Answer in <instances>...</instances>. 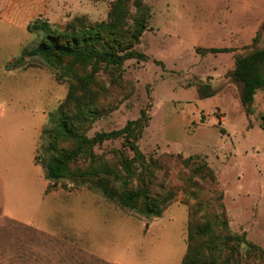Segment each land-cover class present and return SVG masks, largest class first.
Instances as JSON below:
<instances>
[{
  "label": "rangeland",
  "instance_id": "374dc122",
  "mask_svg": "<svg viewBox=\"0 0 264 264\" xmlns=\"http://www.w3.org/2000/svg\"><path fill=\"white\" fill-rule=\"evenodd\" d=\"M113 1L0 0V264H180L192 208L220 195L231 231L264 249V91L248 114L241 85L231 78L235 56L252 50L264 22V0H143L152 18L135 50L146 60L97 75L108 90L101 100L114 110L89 137L120 130L145 111L148 126L138 141L143 154L198 156L214 171V185L195 178L198 187L187 186L188 171L165 159L159 183L176 186L177 198L155 219L87 187L48 191L35 156L70 81L38 58L24 66L14 60L39 40L27 30L35 21L59 28L75 18L105 21ZM256 47H264V32ZM221 48L233 52H208ZM204 89L214 96H202ZM121 146V140L108 142L96 154L111 160V150ZM71 211L81 216L73 223L89 245L79 246L81 252L65 251L60 240L70 222L57 215Z\"/></svg>",
  "mask_w": 264,
  "mask_h": 264
},
{
  "label": "trees",
  "instance_id": "16d2710c",
  "mask_svg": "<svg viewBox=\"0 0 264 264\" xmlns=\"http://www.w3.org/2000/svg\"><path fill=\"white\" fill-rule=\"evenodd\" d=\"M151 7L143 0H114L105 21L89 23L75 18L59 28L48 21L37 20L28 32L38 41L23 50L15 65L24 66L27 58H38L49 68L70 81L68 93L50 116L44 132V146L37 150L35 163L41 161L49 188L87 187L104 199L146 219L160 218L177 198L176 186L159 183L165 159L187 170L184 182L198 187V179L210 185L216 182L214 171L198 156H146L138 141L149 118L129 121L122 129L88 136L93 125L114 108L102 102L108 90L100 86V71L120 70L131 60H146L135 50L149 28ZM264 32V22L247 54L235 56L231 78L241 85L240 103L248 114L258 91H264V47L256 44ZM208 52L229 53V48ZM99 85V87H98ZM205 98L213 92L201 90ZM264 131V115L261 118ZM224 131V130H222ZM121 140L119 150H111L112 159L97 155L106 143ZM194 193V192H193ZM217 189L213 194H217ZM191 210L187 231V251L180 264H264V249L250 242L246 234H235L226 218L222 195L216 200H197ZM199 214H202L199 216ZM242 247L244 250L242 251Z\"/></svg>",
  "mask_w": 264,
  "mask_h": 264
},
{
  "label": "crops",
  "instance_id": "0c3cea01",
  "mask_svg": "<svg viewBox=\"0 0 264 264\" xmlns=\"http://www.w3.org/2000/svg\"><path fill=\"white\" fill-rule=\"evenodd\" d=\"M31 25V24H30ZM28 30V27H27ZM36 43V42H35ZM45 178V177H44ZM68 205H71L70 202L67 203ZM70 210H74V208H71ZM57 217L61 218L64 222L69 221V224L64 223L62 226L63 232L61 234L62 238L60 239L62 241V244L65 247V251L70 252L71 250L75 251L80 250L79 246L83 247L86 246L88 247L89 245L83 242V236H82V228L81 225L78 223L77 225L74 224L73 222H81L80 218L81 216L75 213V211L68 212V214L62 215H57ZM58 239L57 237H54ZM67 248V249H66Z\"/></svg>",
  "mask_w": 264,
  "mask_h": 264
},
{
  "label": "water",
  "instance_id": "95a60500",
  "mask_svg": "<svg viewBox=\"0 0 264 264\" xmlns=\"http://www.w3.org/2000/svg\"><path fill=\"white\" fill-rule=\"evenodd\" d=\"M55 186H57V185L55 184Z\"/></svg>",
  "mask_w": 264,
  "mask_h": 264
}]
</instances>
